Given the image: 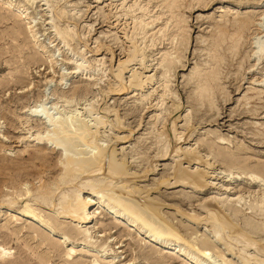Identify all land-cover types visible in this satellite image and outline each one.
Returning a JSON list of instances; mask_svg holds the SVG:
<instances>
[{"label":"rangeland","instance_id":"rangeland-1","mask_svg":"<svg viewBox=\"0 0 264 264\" xmlns=\"http://www.w3.org/2000/svg\"><path fill=\"white\" fill-rule=\"evenodd\" d=\"M135 1L120 10L118 0H0V245L13 252L0 264H264V53L254 48L264 0ZM122 12L126 36L112 26ZM30 113L95 134L58 150ZM93 144L113 149L129 178L77 165L65 176L62 152L89 156ZM190 150L203 162L188 163ZM178 163L207 173L206 186L173 183ZM96 189L156 204L181 234L162 239L192 258L97 203L88 223L59 216L64 197Z\"/></svg>","mask_w":264,"mask_h":264},{"label":"bare ground","instance_id":"bare-ground-1","mask_svg":"<svg viewBox=\"0 0 264 264\" xmlns=\"http://www.w3.org/2000/svg\"><path fill=\"white\" fill-rule=\"evenodd\" d=\"M118 1H119L118 7L120 8V10L121 9L124 10L126 8L130 9L131 7H134V5H136V3H135L136 1L135 0H134L135 2L131 3V4L128 3L130 0H118ZM8 4L10 6H12L11 2H9ZM112 4L114 5V3H112ZM116 5H115V8H117ZM17 7H18V5H17ZM17 9L22 14H24L26 12V9L24 7H22V6H19ZM113 9H114V7H113ZM142 9H145V8L142 7ZM115 11H117V10H115ZM117 15H115L117 17H115L114 24L112 26L117 28V30H118V28L123 25L121 27V29L123 30V33L126 36L127 35V32H126L127 30H125V28H126L127 23L125 21L122 22L121 20L127 15V13H124V15H123V12H122V14L120 13V16H119V14H117ZM262 16H261L262 20L264 21V14ZM119 17H123V18H119ZM242 20L245 21L244 18ZM145 25H146V23H145ZM225 26H227L226 23L223 24V27H225ZM29 29H30V32L32 33V37L35 38V34H33L34 32L32 30V27L29 26ZM254 48L256 49L255 53L258 54V56H261L264 53V44H260V43L257 42V43H255V47ZM134 51H132V52H134ZM130 55L132 56V54H130ZM131 58H129L127 56V58H125L124 61H121L119 63V66L124 68L125 66H127V63H129L132 60ZM50 62H51V67H53L54 65H53L52 59H50ZM52 70H53L52 73H54L55 72L54 68ZM120 73L117 74V78L120 77ZM132 77H133V75H132ZM52 78H53V76H52ZM52 78L51 79L49 78V79L52 81ZM135 78H137V77H134L133 79H135ZM63 79H64V75H61L60 76V80H63ZM137 79H140V78H137ZM148 79L150 80L149 77H148ZM136 81L140 82V80L139 81L136 80ZM139 85H141V84H139ZM164 94H166V91H165ZM176 108H179V106H177ZM28 116L37 117L39 115L37 113H30V114H28ZM42 116L43 117H41V116H39V117L41 119H43V122H44L46 128H50L51 127L53 129L52 134H55L56 137H58V140L57 141L55 140L56 141L55 142L56 143L55 147L58 148V150H61V149L65 150V151H67L69 149L71 150V149H73L72 147L74 146L75 142L77 143V141L86 145V143L89 142V138L91 137L92 133H93V135L95 134L93 131L90 130L91 126L89 125L90 127H88V125L84 124V122H82L83 124L80 123V125H77V128H74L73 127V122H72V120L69 117L65 118V117H61V116H55V115L49 114V113H46L45 115H42ZM100 122H102V121H100ZM100 122H99V120L95 121V123H96L95 125L96 126L100 125L99 124ZM171 124H172L171 127L173 128V126L175 124V120L172 121ZM166 131H168V130H166ZM168 133H169V131H168ZM168 133L166 132V136L169 135ZM51 137H47V138L48 139L50 138L52 140ZM53 139H54V137H53ZM36 140L38 142H41V140H42L41 134L36 135ZM93 145H95V144H93ZM95 148L98 149L97 152L96 153H91L89 156H88V154H87V156L85 154H81V153H83L81 151H75V152H77L76 155L79 154V156H73V155L70 156V155L66 154V152L63 151L62 155L65 156V176H71V174H73V172H74L73 170H75V168L73 169L72 166L74 167V165L75 166L77 165V169L80 170V171L82 170L84 172L85 171L87 172V170H89V169H94V170H92L90 172L91 173L92 172H99V173L103 174L104 170H108V173L114 174L115 176H119V178H120L121 174L122 175L123 174L126 175L125 177H123L124 179L129 178V174L123 169V165H125V164L122 165L121 163L115 161V158H114V154L115 153H114L113 149L109 150V148H102V146L98 145V144H97V146L95 145ZM179 151H181L180 148H178L176 150V152H179ZM81 155H83V156H81ZM184 158H186L188 163H191L193 161L201 160L202 157L198 155V151L197 150H190V151L184 152ZM205 162H206V164L208 163L207 161H205ZM177 165H178V166H176L177 168H175V170H174L175 171L174 172V176H172L173 180H174L173 183H175V182L176 183L177 182H183V184L184 183L188 184V185L190 184V186L195 188V189H197V188L198 189H202V187L206 186V184L208 183L205 180V176H206L207 173L205 174L204 171H200L199 170L197 172H194V171L191 172L189 170H184L183 167L181 168V165H182L181 163H178ZM70 166H71L72 169L70 168ZM208 167H209V165H208ZM227 176H228V174H227ZM111 179H113V178H111ZM61 180L65 181V178L61 179ZM261 181H263V180H261ZM166 184L168 185V184H170V182L168 181V182H166ZM121 188H122V186H121ZM119 190H120V188H119ZM92 191L96 192L95 195L91 196L88 193V195L86 197H79V195H77V194L75 196H73V198L64 197L63 200L58 204L59 205L58 209L60 210V211H58L59 216L65 218V219H68L70 221H73V222L75 221V222L80 223V224L88 223L90 221V218L92 217L90 215V212H89V207L91 205H94L95 203H97L100 207H103L108 213L112 214L114 219L116 218L115 220H117V218H124L125 221H127L133 227H137L138 224L147 227L148 228V229L146 228L147 231L149 230L148 238H150V239L152 238V240H154L155 242L158 241V243L160 244L159 246L164 248V250L165 249L166 250L169 249V250H171L172 253H174L173 251H176L178 253L179 252H183L184 255L188 256L187 258L190 257V254L187 251L186 252L183 251V249H181V247H180V245H178V243L174 244L170 240L162 239L163 236H166V238H168L170 236V239H172V236H174L178 240V238L180 237L179 235H181V234L177 233L178 231H177V229H175V227H173V225L172 226L168 225L167 219L165 217H163V215L159 212V210L156 207H154V205H156V204L152 205V204H148V203L146 204V203L143 202L144 204L141 203L142 204L141 205V204L138 203V201L135 202L136 200H134V202L132 200H130L132 197L130 199H128L126 197L117 196V195L109 193V192L103 193L102 191H99L98 189L92 190ZM122 192H123V190H122ZM138 193H140V192H138ZM134 194L135 193L133 192V195ZM212 198L216 199L215 197H212ZM23 204H24V209H23L24 212L32 214V216H30V217H32V219H34V220L36 219V220L41 222L40 216H37L35 214V212H33V211H29L30 208L28 207L27 204H25V203H23ZM98 205H97V207H98ZM114 207H117L118 210H115ZM28 208H29V210H28ZM214 214H216V213H212L211 217H213L212 215H214ZM225 220H226V218H225ZM222 222L224 224L225 221H222ZM73 229H75V228H73ZM236 229H238V228H236ZM75 231L78 232V234L79 233L82 234V232H83V231L82 232L79 231V228H78V231L77 230H75ZM175 233L179 234L178 237H176L177 235H175ZM174 237H173V239H175ZM157 239H159V240H157ZM252 241H253V243L255 242L254 240H250L251 243H252ZM68 251H69L68 255H70L71 252L73 251V249L70 248ZM12 253L13 252H11L9 249H6L5 247L0 245V256L1 257H4V258L5 257H10L12 255ZM204 253H205V251H204ZM204 253H202V255ZM190 258H192V257H190ZM194 263H200L201 264V259L199 260V259L195 258L194 259Z\"/></svg>","mask_w":264,"mask_h":264}]
</instances>
